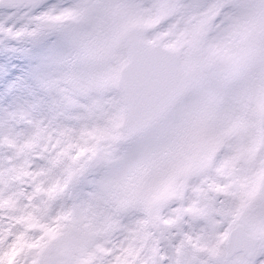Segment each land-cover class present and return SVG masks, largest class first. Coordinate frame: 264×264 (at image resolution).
Instances as JSON below:
<instances>
[{
    "label": "snow or ice",
    "instance_id": "6c2138e0",
    "mask_svg": "<svg viewBox=\"0 0 264 264\" xmlns=\"http://www.w3.org/2000/svg\"><path fill=\"white\" fill-rule=\"evenodd\" d=\"M0 264H264V0H0Z\"/></svg>",
    "mask_w": 264,
    "mask_h": 264
}]
</instances>
